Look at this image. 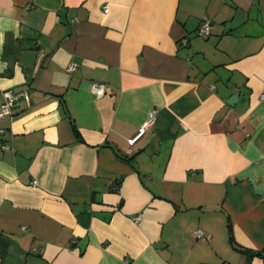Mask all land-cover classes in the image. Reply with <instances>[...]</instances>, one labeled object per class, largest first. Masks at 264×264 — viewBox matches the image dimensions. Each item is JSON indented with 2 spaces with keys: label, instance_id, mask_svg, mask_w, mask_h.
Returning <instances> with one entry per match:
<instances>
[{
  "label": "crops",
  "instance_id": "crops-1",
  "mask_svg": "<svg viewBox=\"0 0 264 264\" xmlns=\"http://www.w3.org/2000/svg\"><path fill=\"white\" fill-rule=\"evenodd\" d=\"M5 91L0 264H264V0H0Z\"/></svg>",
  "mask_w": 264,
  "mask_h": 264
},
{
  "label": "built area",
  "instance_id": "built-area-1",
  "mask_svg": "<svg viewBox=\"0 0 264 264\" xmlns=\"http://www.w3.org/2000/svg\"><path fill=\"white\" fill-rule=\"evenodd\" d=\"M104 10H105V12H108V7L105 6ZM210 32H211V25H210L209 22H204L199 27V30H198V34L200 36H207V35L210 34ZM75 66H76L75 64H70V66L68 67V70L69 71H73L75 69ZM92 91L95 93V95L98 98H100V97H102V96H104L106 94L107 87H106L105 84L95 82L92 85ZM3 95H4V98H5V101L2 104V106H1L0 117H3V116L11 114L12 113V108L17 104V101H18V99L20 97L24 96L26 99H28V96H27L26 92H24L22 94H15V93L10 92V91H5L3 93ZM156 117H157V111L156 110H152L150 112L149 118L146 121V123L139 128L138 134L135 137H133L132 139L129 140L130 143H132V144L135 143V141L144 134V132L146 131L147 126L151 125L154 122ZM2 148H7V146L3 145ZM194 235L197 238H204L205 233H204L203 230H197L194 233Z\"/></svg>",
  "mask_w": 264,
  "mask_h": 264
},
{
  "label": "trees",
  "instance_id": "trees-1",
  "mask_svg": "<svg viewBox=\"0 0 264 264\" xmlns=\"http://www.w3.org/2000/svg\"><path fill=\"white\" fill-rule=\"evenodd\" d=\"M72 131L74 133V135L76 136V138L79 137V134H78V130L76 128V126L74 124H72ZM229 239H230V242L233 244V235H232V227L231 225H229ZM253 256H260V257H263L264 258V247L261 249V250H257V251H254L252 253Z\"/></svg>",
  "mask_w": 264,
  "mask_h": 264
},
{
  "label": "water",
  "instance_id": "water-1",
  "mask_svg": "<svg viewBox=\"0 0 264 264\" xmlns=\"http://www.w3.org/2000/svg\"><path fill=\"white\" fill-rule=\"evenodd\" d=\"M236 99H238V93H235L234 95H232V96L229 98L228 103H229L230 105H233V104L235 103Z\"/></svg>",
  "mask_w": 264,
  "mask_h": 264
}]
</instances>
